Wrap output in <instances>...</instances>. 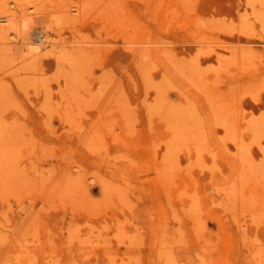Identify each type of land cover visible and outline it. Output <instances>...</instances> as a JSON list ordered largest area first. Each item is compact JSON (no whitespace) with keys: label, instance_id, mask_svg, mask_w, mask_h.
<instances>
[{"label":"rangeland","instance_id":"1","mask_svg":"<svg viewBox=\"0 0 264 264\" xmlns=\"http://www.w3.org/2000/svg\"><path fill=\"white\" fill-rule=\"evenodd\" d=\"M37 1L0 0V102L3 103H0V119L7 120H0V133H4L0 134V264H264V250H262V248L264 249V168L261 167H264V162L263 165L261 164L264 161V0H145L146 2H142V0H117L116 2H113L114 0H97L98 3H101H99L100 5L92 0H77L79 4L75 2L76 0H62V4L59 5L60 8L53 5L55 3L58 5V0L56 2L54 0ZM111 1L113 5L116 4L114 5L115 8L112 3L109 5L112 8H107L106 2L110 3ZM190 1L191 4L188 3ZM84 3H89V5L83 7ZM95 3L99 5H97L98 8L94 5ZM156 3L160 5H156ZM41 4L48 8L41 7ZM117 4L124 9L122 8V10ZM65 5L66 8L71 7L73 9L64 10L66 9ZM90 5L93 6L90 8ZM37 6L39 7L37 8ZM194 7L197 8L194 9ZM79 8H81L80 11ZM104 8L106 11L119 9L118 12L121 10L122 14L125 11L123 17L129 12L130 14L128 13L127 16L130 18L128 21L126 20L129 25L127 26V23L123 22L127 28L130 26V22L132 23L131 26L134 30L131 26L128 30L131 31V34H135L134 38L133 35L129 34L130 32L124 31L122 20H118L119 17L123 19L122 16L113 15L114 17H112V12L108 10L107 12H111L108 13V15L110 14L109 18L111 16L112 19L109 20L111 23L106 22L109 19L107 12L104 11L106 14L104 12L102 14L97 10L103 11ZM259 8L260 12L256 13ZM51 9L55 11L54 16L57 15L54 19ZM90 9L93 11L91 12ZM79 12L80 14H78ZM88 12L91 14L89 13V15ZM76 13L79 15L78 17ZM98 13L104 20H100L101 18L97 16ZM92 14L95 15L92 16ZM81 15H84L85 18H82ZM76 17L79 19L77 22L75 21ZM67 18L72 21L67 20ZM116 19L121 23L119 24ZM62 20L65 21L66 26H63ZM72 22L73 24H71ZM55 23L61 27L58 28L59 30ZM106 23L109 31L106 29ZM112 23L115 26L118 25V28ZM100 29L102 32L100 31V36H98L99 31L97 30ZM117 29L118 31L121 29V31L116 35ZM83 32L88 35L81 34ZM113 34L114 36H112ZM43 35L46 37L49 35V37L45 38ZM84 35L86 37L90 35V38L88 37L86 41ZM129 35L131 38L128 37ZM135 36L137 37L135 38ZM41 37H43L40 40L41 43H34L32 46V48H36V51L31 49L29 41ZM116 37L117 39H115ZM66 42L68 43L66 44ZM42 43V50L38 49L36 45H42ZM55 43L56 46L53 47L52 44L55 45ZM44 44L48 45L45 46ZM82 46L91 49H89V53L92 56L94 53L95 58L93 56V59L96 62L91 61L92 56L90 54L91 60L87 54L83 55L84 50L88 51L87 49L78 51V48L79 50L80 47L83 48ZM76 47L77 51L74 50ZM198 47L200 48L198 49ZM98 48L102 57L99 56ZM56 49L59 52L61 50L63 54H60ZM159 49L161 51L157 53ZM150 51H152V55ZM70 54L79 57L69 56ZM223 54L227 56L224 57ZM254 54L258 57H255ZM37 55L43 59H40L39 56L36 57ZM61 56L63 57L61 58ZM137 56L138 58H136ZM150 56L153 61L150 60ZM73 57L77 59V62L74 59L72 67ZM182 57L185 58V61ZM226 57L229 61L231 59V62H228ZM63 58L70 61L66 60L65 63ZM79 58H81V63ZM28 59H31V62ZM82 59L88 61L84 62ZM255 59L256 62H253L252 60L255 61ZM137 61L140 62L137 63ZM195 62L197 63L195 64ZM219 62L221 63L219 64ZM85 63L89 68L93 67L91 69H93L94 76L91 75V69L89 70ZM91 63L90 67L89 64ZM98 63L103 66H99ZM224 65L225 68H223ZM202 66L206 71H203ZM79 67H84V81L87 82L83 83V80H79L84 77L81 75L82 77L79 78L82 73L80 70H83ZM110 67L112 69L109 70H114V74L112 71L108 70L106 73L107 70H104ZM149 69L151 70L149 71ZM216 69L217 71L220 69L219 72L221 71V73H218ZM66 70H70V73L68 74ZM183 71L185 74L182 73ZM87 72L91 77L86 74ZM148 72H151L150 75ZM104 73L108 76H101ZM62 75L63 77H61ZM111 75L113 79L108 81L107 79ZM24 76H26L25 80H23ZM57 77H59V82ZM97 78L98 80L100 78L101 81H98ZM199 78L200 82L198 83L202 89L199 86L195 87L196 80ZM150 79H152V85L154 82V85L156 83L159 88L154 85L152 87ZM18 80L21 84L18 83ZM167 80H169L170 85L172 83L173 89L169 83L167 84ZM174 82H177L178 85ZM74 83L76 85L72 88ZM260 83L262 87L259 85ZM119 84L122 86H119L120 91L118 89ZM150 87L152 88L151 91ZM154 87L155 89H153ZM105 88L109 90L107 91ZM205 88L208 90L206 91ZM70 89L76 91L72 93L73 96L74 94L82 96H74V99L71 94L73 90L70 91ZM174 89L175 91H173ZM86 90L90 94H84L83 92ZM162 90V93L157 94ZM94 91L97 93L95 94ZM205 93H208L206 95L210 96L209 99ZM214 93L216 94L214 95ZM90 95L97 99L95 97L93 99V96L88 98ZM112 95L116 96L117 99ZM166 97L175 102L171 105ZM72 98L74 101L77 98L76 103ZM92 99L95 101L94 104ZM78 100L83 103L79 101L82 107L77 105L79 104ZM118 100L122 102L121 105L126 103L123 105L126 109L120 104V106L118 105ZM103 101H110L113 104L108 106L109 103ZM116 103L117 105H115ZM72 104L75 106L73 107ZM150 104L155 108L151 105L152 108ZM163 104L164 108H162ZM1 105L5 106L6 109ZM212 106L217 111L224 112L221 114ZM78 109L80 110L78 111ZM164 109L167 110L164 112ZM123 110L124 113L126 112L125 115H123ZM179 110L185 116H181ZM175 112H178L179 117L182 118L177 117L178 113ZM199 114L201 117H198ZM161 115L162 119H165L164 121L160 118ZM258 115H261L262 119ZM171 117L175 120H170ZM92 118L95 122L92 121ZM212 118L220 122H215ZM223 118L227 121L225 122ZM13 123L14 125H12ZM217 123L221 125L218 126ZM21 124L24 126V131L26 129L24 133ZM183 124L189 127L192 125L199 133V138H193L191 144L184 140L176 142L175 133ZM230 125L232 126L230 127L231 132H229ZM240 125L241 128H239ZM251 125H255L258 131L255 127L252 129ZM132 126L134 127L131 128ZM114 129L116 130L114 131ZM231 133H239L240 139H243L241 145L236 144V138L232 137ZM83 134L89 138L86 139ZM223 134L224 136H221ZM35 139L37 141L33 143ZM257 141L259 142L257 143ZM10 147L12 150H9ZM175 147L176 149H174ZM229 149L231 150L229 151ZM248 149L250 153H248ZM169 150L173 151L170 152ZM2 152L5 154L4 156ZM9 154L11 155L10 158H8ZM214 157L216 158L214 159ZM2 166L10 169L9 171L13 170V172L11 171L12 175L7 171L8 169L5 172ZM259 169H263V171ZM16 172L21 173L16 174ZM3 174L4 176H2ZM62 175H66V181ZM17 179H19V183ZM211 179L214 180L211 182ZM15 185H18L17 188ZM233 191L234 194H232ZM198 195H201V198L199 196L200 199ZM232 195H235L234 198ZM191 197H196L198 202ZM72 199L73 201H70ZM193 200L196 202L194 203ZM83 203L85 204L82 205ZM195 205L196 207H193ZM197 209L203 212L200 211L201 213L198 214L203 215L196 214L195 216L194 213L199 212ZM191 211L194 216L190 214ZM206 219L208 220L205 222ZM202 234L205 235V238ZM200 237L202 239H199Z\"/></svg>","mask_w":264,"mask_h":264},{"label":"bare ground","instance_id":"2","mask_svg":"<svg viewBox=\"0 0 264 264\" xmlns=\"http://www.w3.org/2000/svg\"><path fill=\"white\" fill-rule=\"evenodd\" d=\"M19 1H20V0H19ZM34 1H35V0H33V2H34ZM42 1L45 2L46 0H42ZM50 1H51V0H50ZM58 1H59V2H58ZM58 1H57V4H58V5H56V3L53 4V5L56 6V8H57V7L60 8L59 5H61V4H62L61 2H63L62 0H58ZM66 1H68V0H66ZM72 1H73V0H72ZM88 1H90V0H88ZM88 1H87V2H88ZM92 1H95L96 3H98L97 0H92ZM92 1H91V2H92ZM101 1H104V0H101ZM116 1H117V0H114L113 2H116ZM123 1H124V0H123ZM143 1L146 2L145 0H142V2H143ZM163 1H165V0H163ZM174 1H175V0H174ZM37 2H40V1L38 0ZM44 2H43V3H44ZM52 2H53V1H52ZM52 2H51V3H52ZM54 2H56V0H54ZM75 2H77V0H76ZM81 2H82V1H81ZM195 2H197V1H195ZM17 3H20V2L17 1ZM43 3H42V4H43ZM49 3H50V2H49ZM59 3H60V4H59ZM68 3H69V2H68ZM68 3H66V5H67ZM82 3H83V2H82ZM82 3H81V4H82ZM93 3H94V2H93ZM96 3H95L94 5L96 6V8H98V6H99L101 3L99 2L100 4H99V3H98L99 5L97 4L98 6L96 5ZM111 3H112V1H111L110 3H107V2H106V5L108 4V7H107V6H106V7H107V8L111 7V6H109V5H111ZM117 3H118V2H117ZM152 3H153V2H152ZM161 3H163V2H161ZM172 3H173V2H172ZM183 3H185V2L183 1ZM186 3H187V2H186ZM188 3L191 4V1L188 2ZM192 3H194V2H192ZM254 3H255V1H254ZM20 4L22 5V3H20ZM35 4H36V3H35ZM42 4H41V7H43V5H44V4H43V5H42ZM47 4H48V3H47ZM70 4H71V3H70ZM77 4H79V3L77 2ZM102 4H103V2H102ZM119 4L122 6V4H121L120 2H119ZM165 4H166V2H165ZM174 4H175V2H174ZM174 4H173V5H174ZM247 4L249 5V3H247ZM18 5H19V4H18ZM25 5H26V4H25ZM37 5H39V4L37 3ZM48 5H49V4H48ZM66 5L64 6L65 8H66ZM84 5H85V6H84ZM86 5H89V3H88V4H85V3H84V4H83V7H86ZM112 5H113V3H112ZM114 5H116V4H114ZM114 5H113V6H114ZM120 5L117 4V6L121 8ZM156 5H160V4H157V3H156ZM163 5H164V4H163ZM169 5H170V3H169ZM55 6H54V9H56ZM67 6H68V5H67ZM71 6H72V4H71ZM77 6H79V5H77ZM92 6H93V5H90V8H91ZM95 6H94V7H95ZM117 6H116V7H117ZM146 6H147V5H146ZM258 6H259V5H258ZM21 7H22V6H21ZM24 7H26V6H24ZM38 7H39V6H37V8H38ZM45 7L48 8L47 6H45ZM45 7H43V8H45ZM51 7H52V6H51ZM83 7H82V9H84ZM124 7H125V6H124ZM126 7H128V6H126ZM154 7H155V5H154ZM154 7H153V9H154ZM175 7H176V4H175ZM261 7H262V6H261ZM62 8H63V5H62ZM68 8H70V10L73 9V8L71 9V7H68ZM68 8H66V9H64V10L69 11ZM74 8H75V6H74ZM101 8H102V7H101ZM111 8H112V7H111ZM114 8H115V6H114ZM122 8H123V7H122ZM122 8H121V9H122ZM131 8H132V7H131ZM147 8H149V6H147ZM160 8H161V7H160ZM165 8H166V7H165ZM178 8H179V7H178ZM195 8H197V7H194V9H195ZM76 9H77V7H76ZM93 9H95V8H93ZM117 9H118V8H117ZM123 9H124V8H123ZM123 9H122V10H123ZM149 9H150V8H149ZM161 9H162V8H161ZM171 9H172V8H171ZM188 9H189V8H188ZM246 9H247V8H246ZM47 10H48V9H47ZM49 10H50V9H49ZM49 10H48V11H49ZM52 10H53V9H51V11H52ZM59 10H61V9H59ZM80 10H81V8H79V11H80ZM84 10L86 11V9H84ZM84 10H83V12H84ZM90 10H91V9H90ZM97 10H98L99 13L102 12V14H103V12L106 11V8H104L103 11H102L101 9H100L101 11H99V9H97ZM108 10H110V9H108ZM108 10H107V11H108ZM115 10H116V9H115ZM115 10H114V11H115ZM118 10H119V9H118ZM118 10H116V11L118 12ZM129 10H130V9H129ZM166 10H167V9H166ZM172 10H173V9H172ZM176 10L178 11V9H176ZM184 10H185V8H184ZM192 10H193V8H192ZM51 11L49 12V13H50V16H51ZM61 11H63V10H61ZM73 11H74V10H73ZM77 11H78V10H77ZM92 11H93V10H91V12H92ZM107 11H106V12H107ZM110 11L112 12V17H114V16H116V15H117L118 17H119V16H122V17H123V15H124V13H125V11H124V13L122 14V13H121V12H122L121 10L119 11L120 13H119V12L117 13V12L115 11V14H114V11H112V9H111ZM110 11H109V12H110ZM148 11H149V10H148ZM148 11H147V12H148ZM156 11H157V9H156ZM160 11H161V10H160ZM167 11H168V10H167ZM187 11H188V10H187ZM246 11H247V10H246ZM258 11L260 12V8H259V10H257L256 13H258ZM54 12H55V11L53 10L52 14H53ZM59 12H60V11H59ZM59 12H57V14H59ZM65 12H66V11H65ZM70 12H71V11H70ZM70 12H69V14H70ZM91 12H88V14H89V13L91 14ZM106 12H104V14H106ZM109 12H107V15H108ZM111 12H110V13H111ZM184 12H185V11H184ZM63 13H64V12H63ZM99 13H98L97 16L100 15ZM128 13H129V12H128ZM128 13H127V15L130 14V13H129V14H128ZM132 13H133V12H132ZM151 13H153V12H151ZM151 13H150V14H151ZM155 13H156V12H155ZM180 13H181V11H180ZM263 13H264V12H263ZM2 14H3V13H2ZM6 14H7V13H6ZM6 14H5V15H6ZM10 14H11V13H10ZM55 14H56V13H55ZM65 14H66V13H65ZM65 14H64V15H65ZM78 14H80V12H79ZM90 14H89V15H90ZM95 14H96V12H95ZM95 14H92V16H94ZM118 14H120V15H118ZM148 14H149V13H148ZM171 14H172V13H171ZM247 14H248V13H247ZM66 15H67V14H66ZM71 15H73V14H71ZM71 15L69 16L70 19H71ZM76 15H77V13H76ZM109 15H110V14H109ZM109 15H108V18H109ZM113 15H114V16H113ZM125 15H126V14H125ZM127 15H126L125 17H123V19L125 18V20H123L121 17H119L118 20H120V19L122 20V23H123L122 25H124V26H123V27H124V28H123L124 31L127 30V32H130L129 34H131V31L128 30V29H129V27L131 26L132 23L130 22V26H129L128 28L125 27L126 25H127V26L129 25V22H127V21H128V19H129L130 17H128ZM153 15H154V13H153ZM156 15H157V14H156ZM162 15H163V14H162ZM243 15H244V12H243ZM255 15H256V14H255ZM52 16H54V14H53ZM58 16H59V15H58ZM61 16H62V15H61ZM78 16H79V15H77V17H78ZM81 16H82V18H85V17H83L84 15H81ZM97 16H96V18H97ZM100 16H101V15H100ZM100 16H99V18H101L100 20H104V19H103L102 17H100ZM103 16H104V15H103ZM148 16H149V15H148ZM168 16H169V15H168ZM168 16H167V17H168ZM209 16H210V15H209ZM257 16H258V15H257ZM56 17H57V15L54 16L53 19L56 18ZM62 17H63V16H62ZM65 17H66V16H65ZM67 17H68V16H67ZM69 17H68V18H69ZM77 17L75 18V19H76V20H75L76 22L79 20V19H77ZM88 17H89V16H88ZM112 17L110 16L111 19H112ZM126 17H127V19H126ZM132 17H133V16H132ZM132 17H131V18H132ZM157 17H158V16H157ZM169 17H170V16H169ZM177 17H178V15H177ZM5 18H6V17H5ZM51 18H52V17H51ZM59 18H60V17H59ZM68 18H67V20L72 21V20H70V19H68ZM82 18H81V19H82ZM86 18H87V17H86ZM106 18H107V17H106ZM110 18H109L106 22H108L109 20L111 21ZM115 18H117V17H115ZM149 18H151V17H149ZM154 18H155V17H154ZM162 18H163V17H162ZM6 19H7V18H6ZM73 19H74V18H73ZM113 19H114V18H113ZM151 19H152V18H151ZM158 19H159V18H158ZM51 20H52V19H51ZM63 20H64V18H63ZM63 20H62V21H63ZM93 20H95V19H93ZM118 20L116 19V21H118ZM121 20H120V21H121ZM126 20H127V21H126ZM1 21H2V20H1ZM6 21H7V20H6ZM56 21H58V19H56ZM56 21L54 20V22H56ZM95 21H96V20H95ZM110 21H109V23H111ZM113 21H114V20H113ZM113 21H112V22H113ZM116 21H114V22H116ZM120 21H118L119 24L121 23ZM123 21H125L127 24L125 25V23H124ZM130 21H131V20H130ZM141 21H142V20H141ZM151 21H152V20H151ZM186 21H187V20H186ZM261 21H262V20H261ZM59 22H60V21H59ZM59 22H58V23H59ZM64 22H65V21H63V24H64L63 26H66V24H65ZM207 22H208V21H207ZM26 23H27V22H26ZM28 23H29V22H28ZM30 23H31V22H30ZM52 23H53V22H52ZM58 23H55L56 27H57ZM79 23H80V22H79ZM253 23H254V22H253ZM71 24H73V22H72ZM71 24H70V25H71ZM74 24H75V23H74ZM112 24H113V23H112ZM112 24H111V25H112ZM164 24H165V23H164ZM27 25H28V24H27ZM31 25H32V23H31ZM33 25H34V24H33ZM109 25H110V24H109ZM111 25H110V26H111ZM113 25H114V24H113ZM134 25H135V24H134ZM243 25H244V24H243ZM17 26L19 27L20 25H17ZM53 26H54V24H53ZM61 26H62V25H61ZM76 26H77V25H76ZM76 26H75V28H76ZM81 26H82V25H81ZM106 26H107V23H106ZM114 26H115V25H114ZM114 26L112 27V29L114 28ZM117 26H118V25H116L115 27H117ZM23 27H25V26H23ZM29 27H30V25H29ZM71 27H72V25H71ZM101 27L103 28V25H102ZM131 27H132V29H133V26H131ZM138 27H139V26H138ZM13 28H14V26H13ZM13 28H12V29H13ZM58 28L60 29L61 27L58 25L57 29H58ZM73 28H74V26H73ZM108 28H109V27L107 26L106 29L108 30ZM117 28H118V27H117ZM125 28H127V29H125ZM141 28H142V27H141ZM141 28H140V29H141ZM181 28H182V27H181ZM17 29H18V28H17ZM17 29H16V30H17ZM21 29H22V28H21ZM36 29H37V28H36ZM57 29H56V30H57ZM59 29H58V30H59ZM63 29H64V28H63ZM77 29H78V28H77ZM166 29H167V27H166ZM243 29H244V28H243ZM25 30H26V29H25ZM42 30H43V29H42ZM58 30H57V31H58ZM71 30H72V29H71ZM101 30H102V29L97 30V31H99L98 36H100L99 34H100V31H101ZM133 30H134V29H133ZM255 30H256V29H255ZM32 31H33V30H32ZM40 31H41V30H40ZM44 31H45V30H44ZM61 31H62V30H61ZM108 31H109V30H108ZM117 31H118V29H117ZM119 31H121V29H120ZM119 31H118L117 33H115V32H113V33H115V34L117 35V34L119 33ZM166 31H167V30H166ZM263 31H264V30H263ZM17 32H18V31H17ZM35 32H36V31H35ZM42 32H43V31H42ZM42 32H41V33H42ZM79 32H82V31L79 30ZM101 32H102V31H101ZM127 32H126V33H127ZM255 32H256V31H255ZM14 33H15V32H14ZM26 33H27V32H26ZM44 33H45V32H44ZM44 33H43V34H44ZM108 33H109V32H108ZM111 33H112V32H111ZM120 33H121V32H120ZM135 33H136V32H135ZM258 33H259V32H258ZM34 34H35V33H34ZM45 34H46V33H45ZM81 34H86V35H88L87 33H84V32L81 33ZM81 34H80V35H81ZM96 34H97V32H96ZM255 34H256V33H255ZM22 35H23V34H22ZM49 35H50V34H49ZM49 35H48V37H49ZM120 35H121V34H120ZM131 35H133V38H134V35H135V34L133 33V34H131ZM43 36H44V35H43ZM81 36H82V35H81ZM81 36H80V37H81ZM89 36H90V35H89ZM89 36L86 37V36L84 35V37H86V38H85L86 41L88 40L87 38H88ZM112 36H114V34H113ZM118 36H119V35H118ZM144 36H145V35H144ZM44 37H45V38H48V37H46V36H44ZM59 37H60V36H59ZM67 37H68V36H67ZM73 37H74V36H73ZM128 37H130V35H129ZM136 37H137V36H135V38H136ZM151 37H152V36H151ZM33 38H34V37H33ZM35 38H36V37H35ZM42 38H43V37H41V38H37V39H35V40H31V41H29V44L31 45V49H34V50H35L36 48H32V46L34 45V43H35V44L41 43L40 40H42ZM65 38H66V37H65ZM75 38H76V37H75ZM77 38H78V37H77ZM89 38H90V37H89ZM91 38H93V37H91ZM101 38H102V37H101ZM112 38H113V37H112ZM123 38H124V37H123ZM130 38H131V37H130ZM133 38H132V39H133ZM54 39H55V38H54ZM81 39H82V38H81ZM83 39H84V38H83ZM96 39H97V38H96ZM96 39H95V40H96ZM104 39H106V38H104ZM115 39H117V37H116ZM118 39H119V38H118ZM124 39H125V38H124ZM137 39H138V38H137ZM146 39H147V34H146ZM44 40H45V39H44ZM48 40H50V39H48ZM75 40H76V39H75ZM91 40H94V39H91ZM100 40H101V39H100ZM127 40H130V39H127ZM133 40H134V39H133ZM142 40H143V39H142ZM151 40H152V39H151ZM55 41H57V40L55 39ZM78 41H79V40H78ZM84 41H85V40H84ZM86 41H85V42H86ZM96 41H97V40H96ZM130 41H132V40H130ZM134 41H135V40H134ZM147 41H148V40H147ZM155 41H156V40H155ZM26 42H28V41H26ZM48 43H49V42H48ZM50 43H51V41H50ZM67 43H68V42H66V44H67ZM79 43H80V42H79ZM90 43H91V41H90ZM90 43H89V44H90ZM129 43H130V42H129ZM141 43H143V42H141ZM144 43H145V42H144ZM199 43H200V41H199ZM201 43H202V42H201ZM29 44H28V45H29ZM59 44H60V43H59ZM59 44H58V45H59ZM66 44H65V45H66ZM76 44H77V43H76ZM93 44H94V43H93ZM96 44H97V43H96ZM98 44L100 45L101 43H98ZM114 44H115V43H114ZM130 44H131V43H130ZM130 44H129V46L131 47ZM146 44H147V43H146ZM146 44H145V45H146ZM151 44H152V43H151ZM44 45H45V44H44ZM47 45H48V44H47ZM47 45H45V46H47ZM62 45H63V44H62ZM70 45H71V44H70ZM79 45H81V43H80ZM86 45L88 46V44H86ZM107 45H108V44H107ZM132 45H134V44L132 43ZM145 45H144V46H145ZM157 45H163V44H157ZM212 45H213V44H212ZM45 46H44V47H45ZM52 46H53V47L56 46V43H55V45L52 44ZM52 46H51V47H52ZM76 46H78V45H76ZM94 46H95V45H94ZM101 46H102V45H101ZM139 46H141V45H139ZM36 47H37L38 49H41V50H42V48H43V43H42V45H40V44H39V45H36ZM62 47H63V46H62ZM64 47H65V46H64ZM78 47H79V46H78ZM82 47H83V46H82ZM89 47H90V46H89ZM97 47H98V46H97ZM99 47H100V46H99ZM141 47H142V46H141ZM156 47H157V46H156ZM159 47H160V46H159ZM201 47H202V46H201ZM46 48H47V47H46ZM60 48H61V46H60ZM60 48H57V49L59 50ZM95 48H96V47H95ZM102 48H103V46H102ZM199 48H200V47H198V49H199ZM214 48H215V47H214ZM57 49H56V50H57ZM67 49H68V48H67ZM75 49H76V50H75ZM81 49H87V50H88V51H85V50H84L85 53H84L83 55L87 54L88 57H89L90 60H91V57H90V56H92V54L89 53V52H90V51H89L90 48L88 49V48H86V46H84L83 48L80 47V50H79V48H78V51L81 52ZM154 49H156V48H154ZM210 49H211V48H210ZM234 49H235V48H234ZM46 50H47L48 53H50V52L48 51V49H46ZM46 50H45V52H46ZM58 50H57V51H58ZM68 50H69V49H68ZM74 50L77 51V47L74 48ZM90 50H91V49H90ZM96 50H97V49H96ZM98 50H99V54H100V49L98 48ZM98 50H97V53H98ZM110 50H111V49H110ZM135 50H136V49H135ZM140 50H141V49H140ZM143 50H144V49H143ZM146 50H147V49H146ZM150 50H151V49H150ZM164 50H165V49H164ZM215 50H216V49H215ZM35 51H36V50H35ZM37 51H38V50H37ZM52 51H53V50H52ZM130 51H131V50H130ZM148 51H149V50H148ZM155 51H156V50H155ZM158 51H159V52H157V53H160L161 49H159ZM199 51H200V50H199ZM201 51H202V49H201ZM236 51H237V50H236ZM236 51H235V52H236ZM47 52H46V53H47ZM58 52H59V51H58ZM82 52H83V51H82ZM87 52H88V53H87ZM111 52H112V50H111ZM133 52H134V51H133ZM139 52L141 53V51H139ZM143 52H144V51H143ZM146 52H147V51H146ZM146 52H145V53H146ZM151 52H152V51H150V53H151ZM162 52H163V50H162ZM162 52H161V53H162ZM202 52H203V51H202ZM35 53H36V52H35ZM46 53H45V55H47ZM59 53H60V54H63V52H62L61 50H60ZM66 53H67V52H66ZM70 53H72V52H70ZM101 53H102V52H101ZM107 53H108V52H107ZM107 53H106V54H107ZM135 53H136V52H135ZM145 53H144V54H145ZM197 53H198V52H197ZM209 53H210V52H209ZM216 53H217V51H216ZM244 53L246 54V52H244ZM255 53H256V51H255ZM42 54H43V53H42ZM42 54H41V55H42ZM60 54H59V55H60ZM67 54H68V53H67ZM80 54H82V53H80ZM89 54H90V56H89ZM147 54H148V53H147ZM162 54H163V53H162ZM205 54H206V53H205ZM217 54H218V53H217ZM219 54H220V53H219ZM73 55H74V54H73ZM73 55L70 54L69 56H73ZM83 55H81V56H83ZM96 55H97V54H96ZM145 55H146V54H145ZM151 55H152V53H151ZM163 55H164V54H163ZM246 55H247V54H246ZM38 56H39V55H37L36 57H38ZM57 56H58V55H57ZM74 56H75V55H74ZM93 56H94V53H93ZM93 56H92V60H91V61L96 62V61H94ZM99 56H101V54H100ZM99 56H98V57L96 56V57L99 58V59H101ZM134 56H135V54H134ZM170 56H171V55H170ZM173 56H174V55H173ZM197 56H198V55H197ZM221 56H222V55H221ZM223 56H224V54H223ZM225 56H227V55L225 54ZM225 56H224V57H225ZM231 56H232V55H231ZM252 56H253V55H252ZM252 56H251V57H252ZM254 56H255V54H254ZM254 56H253V57H254ZM36 57H35V58H36ZM41 57H43V56H41ZM45 57H46V56H45ZM62 57H63V56H61V58H62ZM65 57H67V56H65ZM75 57L78 58L79 56H75ZM75 57H73V59H72V62H71L72 64L70 63V64L72 65V67H73V60L75 59ZM83 57H84V56H83ZM83 57H82V58H83ZM101 57H102V56H101ZM143 57H144V55H143ZM150 57H151V56H150ZM189 57H190V56H189ZM193 57H194V56H193ZM245 57H248V56H245ZM255 57H258V56H255ZM255 57H254V58H255ZM39 58H40V56H39ZM54 58H55V57H54ZM59 58H60V57H59ZM86 58H87V57H86ZM89 58H88V60H89ZM94 58H95V56H94ZM136 58H138V56H137ZM169 58H170V57H169ZM178 58H179V57H178ZM182 58H183V57H182ZM197 58H198V57H197ZM197 58H196V59H197ZM228 58H230V57H228ZM21 59H22V58H21ZM26 59H27V57H26ZM40 59H43V58H40ZM63 59H65V58H63ZM79 59H80V61H79ZM79 59H78V61L81 63V58H79ZM103 59H106V58L103 57ZM103 59H102V60H103ZM143 59H144V58H143ZM159 59H160V58H159ZM226 59H227V57H226ZM251 59H252V58H251ZM259 59H260V58H259ZM28 60H30V62H31V59H28ZM33 60H34V58H33ZM59 60H60V59H59ZM66 60H67V59H65V61H63V60H62V61L66 63ZM88 60H87V61H88ZM136 60H138V59H136ZM141 60H142V59H141ZM150 60H152V57L150 58ZM183 60L185 61V58H183ZM227 60H228V62H231V59H230V61H229V59H227ZM260 60H261V59H260ZM6 61H7V60H6ZM16 61H17V58H16ZM19 61H21V60H19ZM67 61H70V60L68 59ZM74 61L77 62V59H75ZM82 61L85 62L86 59H82ZM87 61H86V62H87ZM97 61H99V60L97 59ZM103 61H104V60H103ZM147 61H148V59H147ZM152 61H153V60H152ZM250 61H251V60H250ZM252 61H253V62H256V59H255V61H254V60H252ZM63 62H62V63H63ZM76 62H75V63H76ZM138 62H140V61H137V63H138ZM145 62H146V61H145ZM150 62H151V61H150ZM172 62H173V61H172ZM243 62L245 63L244 60H243ZM261 62H262V61H261ZM28 63H29V62H28ZM60 63H61V61H60ZM88 63H90V62H88ZM101 63H102V62H101ZM101 63H100V64L98 63V65L102 67L103 65H101ZM175 63H176V60H175ZM196 63H197V62H195V64H196ZM198 63H199V62H198ZM220 63H221V62H219V64H220ZM222 63H223V62H222ZM236 63L238 64V62H236ZM0 64H1V63H0ZM22 64H23V63H22ZM22 64H20V65H22ZM24 64H26V63H24ZM58 64H59V63H58ZM78 64H79V63H78ZM82 64H83V62H82ZM82 64H81V65H82ZM94 64H95V63H94ZM147 64H148V63H147ZM150 64H151V63H150ZM182 64H183V63H182ZM182 64H181V65H182ZM186 64H187V62H186ZM193 64H194V63H193ZM200 64H201V63H200ZM255 64H256V63H255ZM20 65H19V66H20ZM35 65H36V64H35ZM76 65H77V63H76ZM91 65H92V63L89 64L90 67H91ZM96 65H97V64H96ZM142 65H143V64H142ZM201 65H202V64H201ZM214 65H215V64H214ZM221 65H222V64H221ZM257 65H258V64H257ZM23 66H24V65H23ZM29 66H30V65L28 64V67H29ZM41 66H42V64H41ZM63 66H64V65H63ZM63 66H62V67H63ZM69 66H70V65H69ZM74 66H75V65H74ZM77 66H78V65H77ZM82 66H83V65H82ZM85 66L88 67L87 63H85ZM178 66H179V65H178ZM183 66H185V64H183ZM195 66H196V65H195ZM20 67H21V66H20ZM33 67H34V65H33ZM36 67H37V65H36ZM70 67H71V66H70ZM87 67H86V70H87ZM142 67H143V66H142ZM150 67H151V66H150ZM179 67H180V66H179ZM227 67H228V66H227ZM34 68H35V67H34ZM58 68H59V67H58ZM60 68H61V66H60ZM74 68H75V67H74ZM83 68H84V67H83ZM83 68L79 67V69H83ZM91 68H93V67H91ZM91 68L88 67L89 70H90ZM143 68H144V67H143ZM147 68H148V67H147ZM181 68H182V66H181ZM191 68H192V66H191ZM202 68H203V66H202ZM211 68H212V67H211ZM211 68H210V70H211ZM215 68H218V67H215ZM221 68H222V67H221ZM223 68H225V65H224ZM36 69H37V68H36ZM77 69H78V67H77ZM109 69H112V68L110 67V68H108V69H104V70H107L106 73H108V70H109ZM113 69H114V68H113ZM140 69H141V68H140ZM151 69H152V68H151ZM151 69H149V71H150ZM183 69H184V68H183ZM205 69H206V68H205ZM207 69H208V68H207ZM54 70H55V69H54ZM59 70H60V69H59ZM59 70H58V71H59ZM61 70H62V69H61ZM64 70H65V69H64ZM89 70H88V71H89ZM144 70H145V69H144ZM167 70H168V69H167ZM167 70H165V71H167ZM190 70H191V69H190ZM198 70H199V69H198ZM200 70H202V69H200ZM219 70H220V69H219ZM219 70L217 71V69H216V71H217L218 73H221V71L219 72ZM222 70H223V69H222ZM66 71H67V70H66ZM69 71H70V70H69ZM69 71H67L68 74L70 73ZM75 71H77V70H75ZM80 71H82L83 74H82V73L80 74L79 71H78V73L80 74L79 78L82 77V76H84V69H83V70H80ZM109 71H112V70H109ZM113 71H114V70H113ZM113 71H112V72H113ZM178 71H180V69H178ZM203 71H206V70H204V68H203ZM228 71H229V70H228ZM25 72H26V71H25ZM33 72H34V71H33ZM60 72H61V71H60ZM89 72H90V71H89ZM92 72H93V69H91V72H90L91 75L94 74V73H92ZM102 72H103V71H102ZM112 72H111V74H112ZM146 72H147V71H146ZM173 72H174V71H173ZM173 72H172V73H173ZM9 73H10V72H9ZM20 73H21V72H20ZM36 73H37V72H36ZM56 73H57V72H56ZM71 73H72V72H71ZM75 73H76V72H75ZM106 73L101 74V76H102V75H103V77H104V76H108V75H106ZM114 73H115V72H113V74H114ZM148 73H149V72H148ZM150 73H151V72H150ZM150 73H149L148 75H150ZM174 73H175V72H174ZM179 73H180V72H179ZM182 73L185 74V71H183ZM182 73H180V74L183 75ZM190 73H191V71H190ZM60 74H61V73H60ZM63 74H64V72H63ZM76 74H77V73H76ZM86 74H89V73L87 72ZM169 74H170V73H169ZM177 74H178V72H177ZM65 75H66V74H65ZM77 75H78V74H77ZM77 75H76V76H77ZM81 75H82V76H81ZM89 75H90V74H89ZM91 75H90V77H91ZM116 75H117V74H115V76H116ZM143 75H144V74H143ZM191 75H194V74H191ZM68 76H69V75H68ZM71 76H72V75H71ZM86 76H87V75H86ZM93 76H94V75H93ZM93 76H92V77H93ZM95 76H96V75H95ZM101 76H100V77H101ZM113 76H114V75H113ZM151 76H153V75H151ZM173 76H174V75H173ZM179 76H180V75H179ZM195 76H196V74H195ZM17 77H18V76H17ZM19 77H20V76H19ZM25 77H26V76H24V79H23V78H22V79L25 80ZM30 77H31V76H30ZM61 77H63V75H62ZM65 77H66V76H65ZM88 77H89V76H88ZM96 77H97V76H96ZM96 77H95V78H96ZM103 77H101V79H102ZM116 77H117V76H116ZM143 77H144V76H143ZM148 77H149V76H148ZM148 77H147V78H148ZM58 78H59V77H57V80H58ZM84 78H85V76H84L82 79H79V80H80V81L83 80V83H84V82H87V81H84ZM111 78H112V75H111V77L109 76V79H107V80L109 81ZM154 78H155V77H154ZM177 78H178V77H177ZM188 78H189V77H188ZM188 78H187V79H188ZM17 79H19V78H17ZM26 79L28 80V77H27ZM60 79H61V78H60ZM103 79H104V78H103ZM112 79H113V78H112ZM114 79H115V78H114ZM144 79H145V78H144ZM167 79H168V78H167ZM189 79H190V78H189ZM189 79H188V80H189ZM191 79H193V78H191ZM196 79H198V78H196ZM34 80H35V79H34ZM66 80H67V79H66ZM79 80H78V81H79ZM97 80H98V78H97ZM99 80H100V78H99ZM99 80H98V81H99ZM20 81H21V79H20ZM59 81H60V80H58V82H59ZM69 81H71V80H69ZM94 81H95V80H94ZM100 81H101V80H100ZM102 81H103V80H102ZM104 81H106V79H104ZM108 81H107V83H109ZM148 81H149V80H148ZM148 81H147V83H149ZM150 81H151L150 84L152 85V79H150ZM159 81H160V80H159ZM196 81H197V84H199L198 82H200V78H199V80H196ZM196 81H195V82H196ZM28 82H29V81H28ZM35 82H36V81H35ZM71 82H72V81H71ZM91 82H92V81H91ZM181 82H183V81H181ZM193 82H194V81H193ZM15 83H16V82H15ZM18 83L21 84V82H19V80H18ZM31 83H33V82H31ZM66 83L69 84L68 82H66ZM107 83H106V84H107ZM120 83H121V82H120ZM168 83H169V86H170V87L173 86L172 83H171V85H170L169 80H167V84H168ZM174 83L177 84V82H174ZM24 84H25V83H24ZM71 84H73V82H72ZM101 84H103V83H101ZM101 84H100V85H101ZM123 84H124V83H123ZM150 84H149V85H150ZM193 84H194V83H193ZM197 84H196V86H195V85H193V86H195V87H198V86H199V88L202 89V87H200V84H199V85H197ZM201 84H202V83H201ZM255 84H256V83H255ZM35 85H36V84H35ZM75 85H76L75 83H74V86L71 85V86H73L72 88H74ZM83 85H84V84H83ZM85 85L87 86V84H85ZM149 85H148V86H149ZM153 85H154V82H153ZM153 85H152V87H153ZM163 85H164V84H163ZM177 85H178V84H177ZM215 85H216V84H215ZM257 85H258V84H257ZM259 85H261V83H260ZM259 85H258V86H259ZM1 86H2V85H1ZM17 86H18V85H17ZM71 86H70V87H71ZM86 86H85V87H86ZM103 86H104V85H103ZM108 86H110V84H108ZM119 86H120V84L118 85V89H119L120 87H122V86H120V87H119ZM154 86H155V87H158V85H156V83H155ZM166 86H167V85H166ZM169 86H167V87H169ZM251 86H252V85H251ZM263 86H264V85H263ZM26 87H27V86H26ZM85 87H84V88H85ZM155 87H154L153 89H155ZM163 87H164V86H163ZM176 87H178V86H176ZM259 87H260V86H259ZM261 87H262V85H261ZM28 88H30V87H28ZM28 88H27V89H28ZM65 88H66V87H65ZM109 88H111V87H109ZM148 88H149V87H148ZM150 88H151V87H150ZM158 88H159V87H158ZM158 88H156L157 91H158ZM171 88H172V87H171ZM263 88H264V87H263ZM6 89L11 90L10 88H6ZM85 89H87V88H85ZM98 89H99V88H98ZM103 89H104V88H103ZM105 89H106V88H105ZM118 89L116 88V90H118ZM121 89H122V88H121ZM172 89H173V88H172ZM197 89H198V88H197ZM205 89H206V88H205ZM257 89H258V88H257ZM72 90H73V91H72ZM80 90H81V89H80ZM82 90H83V89H82ZM96 90H97V89H96ZM96 90H95V91H96ZM106 90H107V89H106ZM108 90H109V89H108ZM108 90H107V91H108ZM151 90H152V88L150 89V91H151ZM198 90H199V89H198ZM207 90H208V89H206V91H207ZM27 91H29V90H27ZM57 91L59 92V90H57ZM70 91H72L71 94L74 93V92H76L75 89H70ZM70 91H69V92H70ZM88 91H89V90H88ZM90 91H92V90H90ZM90 91H89V92H90ZM95 91H94V93H95ZM107 91H106V92H107ZM119 91H120V89H119ZM167 91H168V90H167ZM173 91H175V89H174ZM173 91H172V92H173ZM203 91H205V90H203ZM210 91L212 92L211 89H210ZM214 91H215V90H214ZM3 92H4V91H3ZM8 92H9V91H8ZM92 92H93V91H92ZM92 92H91V93H92ZM162 92H163V90H162L161 92H157V94H160V93H162ZM169 92H171V91H169ZM169 92H168V93H169ZM182 92H184V91H182ZM211 92H210V93H211ZM228 92H229V91H228ZM240 92H241V91H240ZM0 93H1V92H0ZM56 93H57V92H56ZM80 93H81V91H80ZM83 93H84V94H85V93L87 94L88 92H87V90H86V92H83ZM96 93H97V92H96ZM96 93H95V94H96ZM208 93H209V91H208ZM208 93H205V95L208 94ZM212 93H213V92H212ZM216 93H217V92H216ZM216 93H214V95H215ZM60 94H61V93H60ZM88 94H90V93H88ZM116 94H117V91H116ZM241 94H242V93H241ZM1 95H4V94H1ZM9 95H10V92H9ZM77 95H78V94H74V96H77ZM210 95H211V94H210ZM214 95H213V96H214ZM66 96H67V95H66ZM72 96H73V94H72ZM74 96H73V98H74ZM78 96L81 97L82 95H78ZM84 96H85V95H84ZM92 96H93V95H90V97H88V98H91ZM109 96L111 97V95H109ZM112 96H113L114 98L116 97V96H114V95H112ZM118 96H119V94H118ZM160 96H162V95H160ZM166 96H167V95H166ZM206 96L208 97V95H206ZM255 96H256V94H255ZM0 97H1V96H0ZM63 97H64V95H63ZM79 97H77V98H79ZM86 97H87V96H86ZM94 97H95V96H93L92 98L94 99ZM120 97H121V96H120ZM122 97L124 98V96H122ZM170 97H171V96H170ZM209 97H210V96H209ZM209 97H208V99H209ZM73 98H72V99H73ZM77 98H76V100H77ZM95 98H96V97H95ZM111 98H112V97H111ZM114 98H113V99H114ZM146 98H147V97H146ZM155 98H157V97H155ZM166 98H168V97H166ZM187 98H188V97H187ZM217 98H218V96H217ZM0 99H1V98H0ZM60 99H62V98H60ZM74 99H75V98H74ZM74 99H73V101H74ZM79 99H80L81 101L83 100L82 98H79ZM93 99H92V103L94 104L95 101H93ZM96 99H97V98H96ZM109 99H110V98H109ZM116 99H117V97H116ZM119 99H120V98H119ZM124 99H125V98H124ZM157 99H158V98H157ZM157 99H156V100H157ZM233 99H234V98H233ZM233 99H232V100H233ZM255 99H256V98H255ZM255 99H254V100H255ZM64 100H65V98H64ZM76 100L74 101L75 103H76ZM80 100H78V102H79ZM120 100H122V99H120ZM164 100H165V99H164ZM219 100H221V99H219ZM219 100H218V101H219ZM234 100H235V99H234ZM49 101H50V100H49ZM56 101H57V100H56ZM81 101H80V102H81ZM83 101H84V100H83ZM111 101H112V99H111ZM116 101H117V100H116ZM146 101H147V99H146ZM157 101H159V100H157ZM168 101H170L169 98H168ZM178 101H180V100L178 99ZM190 101H192V100L190 99ZM209 101H210V100H209ZM209 101H208V102H209ZM212 101H214V100L212 99ZM218 101H217V102H218ZM256 101H257V99H256ZM80 102H79V104H77V105H78V106L80 105V107H82L81 104H80ZM85 102H86V101H85ZM103 102H106V101H103ZM118 102H119V100H118ZM123 102H125V101L123 100ZM151 102H152V101H151ZM162 102H163V101H162ZM162 102H159V103H162ZM170 102H171L170 104L172 105L173 102H175V101L172 100V101H170ZM194 102H195V101H194ZM0 103H1V102H0ZM64 103H66V102H64ZM67 103H68V102H67ZM81 103H82V102H81ZM86 103H87V102H86ZM88 103H89V102H88ZM96 103H97V101H96ZM106 103H109L108 106H110V104H113V102H110V101H109V102H106ZM120 103H122V102H119L118 105H119ZM163 103H164V102H163ZM177 103H178V102H177ZM215 103H216V102H215ZM215 103H214V104H215ZM1 104H3V103H1ZM68 104H69V103H68ZM82 104H83V103H82ZM90 104H91V103H90ZM98 104H99V103H98ZM101 104H102V103H101ZM124 104L126 105V103H123L122 105H121V104H120V105H121L122 107H124V106H123ZM146 104L148 105V103H146ZM146 104H145V105H146ZM188 104H189V103H188ZM188 104H187V105H188ZM190 104L192 105V103H190ZM195 104H196V103H195ZM210 104H212V103H210ZM214 104H212V105H214ZM217 104H218V103H217ZM220 104H221V103H220ZM57 105H58V104H57ZM63 105H64V104H63ZM72 105H73V104H72ZM91 105H92V104H91ZM115 105H117V103H116ZM120 105H119V106H120ZM151 105H152V104H150V106H151ZM154 105H155V104H154ZM177 105H178V104H177ZM233 105H234V104H233ZM1 106H3V105H1ZM61 106H62V105H61ZM61 106H60V108H61ZM74 106H75V105H73V107H74ZM96 106L98 107V105H96ZM101 106H102V105H101ZM106 106H107V105H106ZM113 106H114V105H113ZM113 106H111V107H113ZM150 106H149V107H150ZM152 106H153V105H152ZM152 106H151V107H152ZM3 107L5 108V106H3ZM57 107H58V106H57ZM70 107H71V106H70ZM83 107H84V105H83ZM87 107H90V106H87ZM97 107H96V108H97ZM151 107H150V108H151ZM153 107L155 108V106H153ZM153 107H152V108H153ZM183 107H186V106H183ZM51 108H52V107H51ZM65 108H66V107H65ZM93 108H95V107L93 106ZM93 108H92V109H93ZM124 108H125V107H124ZM150 108H149V111H151ZM162 108H164V104H163V107H162ZM162 108H161V109H162ZM171 108H172V107H171ZM175 108H176V107H175ZM212 108H213V106H212ZM214 108H215V107H214ZM214 108H213V109H214ZM221 108H223V107H221ZM221 108H220V109H221ZM5 109H6V108H5ZM66 109H67V108H66ZM82 109H86V108H82ZM103 109H104V108H103ZM106 109H107V108H106ZM125 109H126V108H125ZM128 109H129V108H128ZM161 109H160V110H161ZM178 109H179V108H178ZM180 109H181V107H180ZM182 109H184V108H182ZM9 110H10V109H9ZM53 110H54V108H53ZM79 110H80V109H78V111H79ZM156 110H157V109H156ZM165 110H167V109H164V112H165ZM172 110H173V109H172ZM172 110H171V111H172ZM188 110H189V109H188ZM191 110H192V109H191ZM197 110H198V109H197ZM215 110H216V108H215ZM4 111H5V110H4ZM50 111L52 112L51 109H50ZM70 111H71V110H70ZM102 111H103V110H102ZM149 111H147V112H149ZM162 111H163V110H162ZM173 111H174V110H173ZM175 111H176V110H175ZM179 111H180V110H179ZM194 111H195V110H194ZM216 111H217V110H216ZM216 111H215V112H216ZM221 111H223V110H221ZM6 112H7V111H6ZM6 112H5V113H6ZM71 112H72V111H71ZM76 112H77V111H76ZM84 112H86V111L84 110ZM103 112L106 113V111H103ZM154 112H155V111H154ZM184 112H185V110H184ZM189 112H190V111H189ZM189 112H188V113H189ZM196 112H197V111H196ZM217 112H220V110L217 111ZM223 112H224V111H223ZM223 112H222V113H223ZM81 113H82V112H81ZM123 113H124V110H123ZM123 113H122V114H123ZM125 113H126V112H125ZM125 113H124L123 115H125ZM175 113H176V112H175ZM177 113H178V112H177ZM177 113H176V114H177ZM180 113H181V111H180ZM192 113H193V112H192ZM220 113H221V112H220ZM222 113H221V114H222ZM1 114H2V113H1ZM67 114H69V113L67 112ZM67 114H66V115H67ZM70 114H71V113H70ZM100 114H101V113H100ZM102 114H103V113H102ZM102 114H101V115H102ZM107 114H109V113H107ZM129 114H130V112H129ZM149 114H150V112H149ZM155 114H157V112H155ZM165 114H166V113H165ZM176 114H175V115H176ZM189 114H190V113H189ZM195 114H196V113H195ZM204 114H205V113H204ZM254 114H255V113H254ZM260 114H261V113H260ZM3 115H4V114H3ZM63 115H64V114H63ZM74 115H75V113H74ZM79 115H80V114H79ZM82 115H84V114H82ZM96 115H97V114H96ZM109 115H111V114H109ZM158 115H159V113H158ZM182 115L185 116V114H182V113H181V116H182ZM209 115H210V114H209ZM67 116H68V115H67ZM67 116H65V117L67 118ZM98 116H99V115H98ZM159 116H160V115H159ZM166 116H167V115H166ZM166 116H165V117H166ZM171 116L173 117L172 112H171ZM181 116L179 117V113L177 114V117L182 118ZM194 116H195V115H194ZM194 116H193V117H194ZM199 116L201 117L200 114L198 115V117H199ZM206 116H208V115H206ZM217 116H218V115H217ZM255 116H256V115H255ZM258 116H259V115H258ZM260 116H261V115H260ZM260 116H259V118H261ZM0 117H1V116H0ZM68 117H69V116H68ZM95 117H96V116H95ZM172 117L170 118V120L172 119ZM191 117H192V116H191ZM198 117H197V119H198ZM203 117H204V116H203ZM203 117H202V119H203ZM233 117H234V116H233ZM76 118H77V117H76ZM80 118H81V117H80ZM100 118H101V117H100ZM160 118L162 119V115H161ZM163 118H164V116H163ZM167 118H168V117H167ZM179 118H178V119H179ZM220 118H221V117H220ZM229 118H230V117H229ZM255 118H257V117H255ZM2 119H3V118H1L0 120H2ZM5 119H6V118H5ZM14 119L16 120V118H14ZM92 119H93V118H92ZM149 119H151V118L149 117ZM183 119H185V117H183ZM186 119H188V118L186 117ZM197 119H196V120H197ZM199 119H200V118H199ZM212 119H213V118H212ZM223 119H224V118H223ZM230 119H231V118H230ZM261 119H262V118H261ZM151 120H152V119H151ZM162 120L164 121L165 119H162ZM172 120H175V118L172 119ZM206 120H207V119H206ZM213 120H214V119H213ZM219 120H221V119H219ZM224 120H225V119H224ZM252 120H253V119H252ZM3 121H7V120H4V119H3ZM65 121H66V120H65ZM67 121H68V120H67ZM78 121H79V120H78ZM78 121H76V122H78ZM92 121H94V119H93ZM96 121H97V120H96ZM99 121H100V120H99ZM166 121H167V120H166ZM186 121H187V120H186ZM197 121H198V120H197ZM197 121H196V123H197ZM202 121H203V120H202ZM211 121H212V120H211ZM214 121H215V120H214ZM226 121H227V120H225V122H226ZM260 121H261V120H260ZM262 121H263V120H262ZM94 122H95V121H94ZM212 122H213V121H212ZM212 122H211V123H212ZM215 122H218V120H216ZM219 122H220V121H219ZM219 122H218V123H219ZM236 122H237V121H236ZM238 122H239V121H238ZM17 123L20 124L19 122H17ZM91 123H92V122H91ZM113 123H114V122H113ZM150 123H151V121H150ZM167 123H168V122H167ZM175 123H177V122H175ZM218 123H217V124H218ZM227 123H228V122H227ZM227 123H225V124L227 125ZM231 123H232V122H231ZM239 123H240V122H239ZM252 123H253V121H252ZM263 123H264V122H263ZM3 124H4V123H3ZM8 124H10V123H8ZM15 124H16V123H15ZM79 124H80V122H79ZM101 124H102V123H101ZM103 124H106V123H103ZM111 124H112V123H111ZM168 124H169V123H168ZM170 124H171V121H170ZM202 124H203V123H202ZM212 124H213V123H212ZM222 124H224V123H222ZM237 124H238V123H237ZM254 124H255V123H254ZM12 125H14V123H13ZM21 125H22V124H21ZM25 125H26V124H25ZM91 125H93V123H92ZM114 125H115V124H114ZM114 125H113V127H114ZM203 125H204V124H203ZM220 125H221V124H220ZM220 125L218 124V126H220ZM231 125H232V124H231ZM231 125L229 126V130H230L229 132H231L230 127L233 126V125H232V126H231ZM235 125H236V124H235ZM252 125H253V124H252ZM252 125H251V126H252ZM259 125H260V124H259ZM263 125H264V124H263ZM111 126H112V125H111ZM111 126H110V127H111ZM172 126H173V125H172ZM178 126H179V125H177V127H178ZM195 126H196V125H195ZM218 126H217V127H218ZM3 127H4V126H3ZM23 127H24V126L22 125V128H23ZM133 127H134V126H132L131 128H133ZM153 127H154V126H153ZM254 127H255V129H256V126H255V125L252 126V129H253ZM7 128H9V127L7 126ZM25 128H26V127H25ZM28 128H29V127H28ZM28 128H27V130H28ZM169 128H170V127H169ZM178 128H179V127H178ZM203 128H204V127H203ZM236 128H237V127H236ZM239 128H241V125L239 126ZM4 129H5V128H4ZM111 129H112V127H111ZM129 129H130V128H129ZM152 129H153V128H152ZM166 129H167V128H166ZM227 129H228V128H227ZM232 129H234V128H232ZM237 129H238V128H237ZM31 130H32V129H31ZM115 130H116V129H114V131H115ZM153 130H154V129H153ZM167 130H168V129H167ZM170 130H172V128H170ZM234 130H236V129H234ZM245 130H246V129H245ZM256 130L258 131V129H256ZM6 131H7V130H6ZM12 131H13V129H12ZM22 131H23V133H24V132L26 131V129H25V131H24V128H23ZM97 131H98V128H97ZM97 131L95 132V130H94L95 133H97ZM154 131H155V130H154ZM14 132H15V131H14ZM16 132L19 133L17 130H16ZM28 132H29V131H28ZM200 132H201V131H200ZM23 133H22V135H25V134H23ZM116 133H117V132H116ZM118 133H120V132H118ZM171 133H174V132L171 131ZM232 133H233V132H232ZM232 133H231V134H232ZM263 133H264V132H263ZM263 133H262V134H263ZM0 134H4V133H0ZM7 134H8V133H7ZM12 134H13V133H12ZM201 134H202V133H201ZM256 134H257V132H256ZM258 134H259V132H258ZM19 135H20V133H19ZM19 135H18V136H19ZM30 135H31V132H30ZM83 135H84V134H83ZM99 135H102V134H99ZM99 135H98V136H99ZM103 135H104V134H103ZM173 135H174V134H173ZM173 135H172V136H173ZM198 135H199V133H198V131L196 130L195 127H192V125H191V127H189L188 125L183 124V126H182L180 129H178V131H176V133H175V139H176V142H178V141H180V140H184V141H187L189 144H191L193 138H199ZM232 135H233L232 137L236 138V144H237V145H241L242 142H243V139H242V140L240 139V137H239V133H237V134H232ZM3 136H5V135H3ZM7 136H9V135H7ZM7 136H6V137H7ZM12 136H13V135H12ZM31 136H32V135H31ZM84 136H86V135H84ZM219 136H220V135H219ZM221 136H224V134L221 135ZM258 136H259V135H258ZM261 136H262V135H261ZM261 136H260V137H261ZM263 136H264V135H263ZM1 137H2V136H1ZM9 137H10V136H9ZM16 137H17V136H16ZM20 137L23 138L22 136H20ZM87 137L89 138V136H86V139H87ZM103 137H104V136H103ZM81 138H83V137H81ZM84 138H85V137H84ZM226 138H227V137H226ZM238 138H239V139H238ZM253 138H254V137H253ZM258 138H259V137H258ZM262 138H263V137H262ZM10 139H11V137H10ZM24 139H25V138H24ZM104 139H106V138H104ZM227 139H228V138H227ZM259 139H261V138H259ZM14 140H15V139H14ZM32 140H33V138H32ZM89 140H90V139H89ZM173 140H174V139H173ZM211 140H212V139H211ZM232 140H233V139H232ZM2 141H3V139H2ZM5 141H6V140H5ZM8 141H9V140H8ZM18 141H19V139H18ZM35 141H37V140L35 139V140L33 141V143H35ZM114 141H116V140H114ZM220 141H221V140H220ZM251 141H253V140H251ZM15 142H17V141H15ZM15 142H14V143H15ZM101 142H102V141H101ZM223 142H224V141H223ZM258 142H259V141H257V143H258ZM14 143H13V144H14ZM21 143H22V142H21ZM179 143H180V142H179ZM224 143H225V142H224ZM227 143H228V141H227ZM17 144H18V143H17ZM90 144H91V143H90ZM98 144H99V141H98ZM106 144H107V143H106ZM251 144H252V143H251ZM254 144H255V143H254ZM18 145H19V144H18ZM55 145H56V144H55ZM83 145H84V144H83ZM9 146H11V145H9ZM16 146H17V145H16ZM32 146H33V144H32ZM220 146H221V145H220ZM12 147H13V146H12ZM18 147H19V146H18ZM91 147H92V145H91ZM99 147H100V146H99ZM103 147H104V146H103ZM171 147H172V146H171ZM214 147H215V146H214ZM214 147H212V148H214ZM223 147L226 148L225 146H223ZM223 147H222V148H223ZM20 148H21V146H20ZM33 148H34V147H33ZM86 148H87V147H86ZM92 148H93V147H92ZM107 148H108V147H107ZM220 148H221V147H220ZM228 148H229V147H228ZM248 148H249V147H248ZM7 149H9V148H7ZM14 149H15V148H14ZM87 149H88V148H87ZM174 149H176V147H175ZM206 149H207V147H206ZM4 150H5V149H4ZM4 150H2V151L4 152ZM9 150H12L11 147H10ZM9 150H8V151H9ZM91 150H93V149H91ZM181 150H182V149H181ZM230 150H231V149H229V151H230ZM8 151H7V152H8ZM88 151H89V150H88ZM169 151L172 152L173 150H169ZM207 151H208V150H207ZM211 151H212V150H211ZM263 151H264V150H263ZM3 152H2V154H3V156H4L5 154H4ZM7 152H6V153H7ZM89 152H90V151H89ZM91 152H92V151H91ZM215 152H216V151H215ZM236 152H237V151H236ZM236 152H235V153H236ZM242 152H243V151H242ZM251 152H252V151H251ZM8 153H9V152H8ZM166 153H167V152H166ZM166 153H165V155H166ZM231 153H232V152H231ZM248 153H250L249 149H248ZM2 154H1V155H2ZM158 154H159V153H158ZM170 154H172V153H170ZM177 154H178V153H177ZM210 154H211V153H210ZM6 155H8V154H6ZM99 155H101V154H99ZM178 155H179V154H178ZM223 155H225V154H223ZM172 156H173V155H172ZM237 156H239V155H237ZM252 156H253V154H252ZM252 156H251V157H252ZM10 157H11V155L9 154V157H8V158H10ZM173 157H174V156H173ZM232 157H233V156H232ZM0 158H1V157H0ZM5 158H6V157H5ZM215 158H216V157H214V159H215ZM217 158H219V157H217ZM241 158H242V157H241ZM177 159H178V158H177ZM243 159H244V158H243ZM247 159H248V158H247ZM262 159H263V158H262ZM4 160H5V159H4ZM255 160H256V159H255ZM255 160H254V161H255ZM1 161H2V160H1ZM176 161H177V160H176ZM213 161H214V160H213ZM228 162H229V161H228ZM263 162H264V161H262L261 164H262ZM242 163H243V162H242ZM1 164H2V163H1ZM10 164H11V163H10ZM134 164H135V163H134ZM155 164H156V163H155ZM177 164H178V163H177ZM214 164H215V163H214ZM259 164H260V163H259ZM263 164H264V163H263ZM263 164H262V165H263ZM5 165H6V164H5ZM210 165H211V164H210ZM215 165H216V164H215ZM257 165H258V164H257ZM7 166H8V165H7ZM11 166H12V165H11ZM61 166H62V165H61ZM202 166H203V165H202ZM207 166H208V165H207ZM245 166H246V165H245ZM2 167H3V166H2ZM4 167H5V166H4ZM4 167H3V169H5V172H6V170H7L8 168H6V167L4 168ZM59 167H60V166H59ZM212 167H213V166H212ZM261 167L264 168L263 166H261ZM13 168H14V167H13ZM13 168H12V169H13ZM190 168H191V167H190ZM199 168H200V167H199ZM204 168H205V167H204ZM213 168H214V167H213ZM248 168H250V167H248ZM257 168H258V166H257ZM181 169H182V168H181ZM216 169H217V168H216ZM234 169H235V167H234ZM246 169H247V168H246ZM9 170H10V169H8L7 171H9ZM16 170H17V169H16ZM211 170H212V168H211ZM235 170H237V169H235ZM248 170H250V169H248ZM259 170H260V171H261V170L263 171V169H259ZM259 170H258V171H259ZM11 171L13 172V170H11ZM11 171H9V173H11ZM17 171H19V170H17ZM169 171H170V169H169ZM177 171H178V169H177ZM214 171H215V170H214ZM64 172H65V171H64ZM211 172H212V171H211ZM9 173H8V174H9ZM20 173H21V172H20ZM20 173H17V172H16V174H20ZM70 173H71V172H70ZM180 173H181V172H180ZM191 173H192V172H191ZM191 173H190V174H191ZM260 173H261V172H260ZM43 174H44V173H43ZM54 174H56V173H54ZM54 174H53V175H54ZM62 174H63V173H62ZM67 174H68V172H67ZM72 174H73V173H72ZM177 174H178V173H177ZM186 174H187V173H186ZM190 174H189V175H190ZM223 174H224V173H223ZM10 175H12V173H11ZM13 175H14V173H13ZM37 175H38V174H37ZM182 175H183V174H182ZM234 175H235V174H234ZM2 176H4V174H3ZM6 176H7V175H6V173H5V177H6ZM24 176H25V175H24ZM24 176H23V177H24ZM62 176H63V178H65L66 175H62ZM192 176H193V174H192ZM238 176H239V175H238ZM5 177H4V178H5ZM8 177H9V175H8ZM11 177H12V176H11ZM20 177H21V176H20ZM25 177H26V176H25ZM44 177H45V176H44ZM49 177H50V176H49ZM49 177H47V178H49ZM67 177H68V176H67ZM190 177H191V176H190ZM228 177H229V176H228ZM236 177H237V176H236ZM13 178H14V177H13ZM13 178H12V179H13ZM179 178H181V177H179ZM193 178H194V177H193ZM12 179H10V180H12ZM22 179H23V178H22ZM45 179H46V178H45ZM194 179H195V178H194ZM239 179H240V178H239ZM262 179H263V178H262ZM6 180H7V178H6ZM6 180H5V182L7 183ZM17 180H18V183H19V179H17ZM17 180H16V181H17ZM61 180H62V179H61ZM64 180L66 181V178H65ZM64 180H63V181H64ZM68 180H69V179H68ZM72 180H73V179H72ZM74 180H75V178H74ZM77 180H78V179H77ZM213 180H214V179H211L210 181L212 182ZM12 181H13V180H12ZM23 181H24V180H23ZM25 181H26V180H25ZM35 181H36V179H35ZM210 181H209V182H210ZM8 182H9V181H8ZM30 182H31V181H30ZM30 182H29V183H30ZM211 182H210V183H211ZM227 182H228V180H227ZM231 182H232V181H231ZM250 182H251V181H250ZM21 183H23V182H21ZM24 183H25V182H24ZM40 183H42V182H40ZM54 183H56V182H54ZM161 183H162V182H161ZM167 183H168V182H167ZM32 184H33V182H32ZM35 184H36V183H35ZM45 184H46V183H45ZM64 184H65V183H64ZM226 184H227V183H226ZM33 185H34V184H33ZM56 185H57V184H56ZM56 185H55V186H56ZM60 185H62V184H60ZM228 185H230V184H228ZM234 185H235V184H234ZM7 186H8V184H7ZM15 186H16V185H15ZM17 186H18V185H17ZM17 186H16V188H17ZM27 186H28V185H27ZM29 186H30V185H29ZM35 186H36V185H35ZM35 186H34V187H35ZM58 186H59V184H58ZM64 186H65V185H64ZM84 186H85V185H84ZM162 186H164V185L162 184ZM167 186H168V185H167ZM230 186H231V185H230ZM230 186H229V187H230ZM9 187H11V186L9 185ZM20 187H21V186H20ZM22 187H23V185H22ZM31 187H32V186H31ZM42 187H43V186H42ZM61 187H62V186H61ZM61 187H60V188H61ZM69 187H70V186H69ZM82 187H83V186H82ZM168 187H169V186H168ZM231 187H232V186H231ZM234 187H235V186H234ZM234 187H233V189H235ZM238 187H239V186H238ZM43 188H44V187H43ZM55 188H59V187H55ZM80 188H81V187H80ZM23 189H24V188H23ZM29 189H30V188H29ZM171 189H172V187H171ZM230 189H231V188H230ZM19 190H20V189H19ZM54 190H55V189H54ZM15 191H16V190H15ZM29 191H30V190H29ZM42 191H44V190H42ZM74 191H75V189H74ZM74 191H72V192H74ZM77 191H78V193H80L79 189H77ZM231 191H232V190H231ZM31 192H32V191H31ZM57 192H58V191H57ZM66 192H67V191H66ZM125 192H126V191H125ZM167 192H168V191H167ZM180 192H181V191H180ZM22 193H23V192H22ZM64 193H65V192H64ZM83 193H84V192H83ZM55 194H56V193H55ZM74 194H75V193H74ZM121 194H122V193H121ZM232 194H234V191H233ZM45 195H46V194H45ZM76 195H77V194H76ZM76 195H75V197H76ZM252 195H253V193H252ZM49 196H50V195H49ZM49 196H47V197H49ZM60 196H61V195H60ZM72 196H73V195H72ZM83 196H84V195H83ZM106 196H107V195H106ZM182 196H184V195L182 194ZM199 196H200V198H201V195H198V198H199ZM207 196H208V195H207ZM233 196H235V195H232V197H233ZM52 197H53V196H52ZM57 197H58V196H57ZM84 197H87V196H84ZM99 197H100V196H99ZM127 197H128V196H127ZM66 198H67V197H65V199H66ZM92 198H93V197H92ZM181 198H182V197H181ZM191 198H194V199H195L196 197H191ZM198 198H197V199H198ZM200 198H199V199H200ZM233 198H234V197H233ZM49 199H50V198H49ZM51 199H52V198H51ZM73 199H74V198H73ZM73 199L70 200V201H73ZM87 199H88V198H87ZM93 199H94V198H93ZM109 199H110V198H109ZM252 199H253V198H252ZM61 200H62V197H61ZM66 200H67V199H66ZM85 200H86V199H85ZM102 200H103V199H102ZM127 200H128V199H127ZM132 200H133V199H132ZM195 200H196V199H195ZM94 201H95V200H94ZM196 201H197V200H196ZM196 201H195V202H196ZM252 201H253V200H252ZM63 202H64V201H63ZM74 202H75V201H74ZM100 202H101V201H100ZM193 202H194V200H193ZM195 202H194V203H195ZM197 202H198V201H197ZM253 202H254V201H253ZM64 203H65V202H64ZM64 203H62V205H64ZM75 203H78V202H75ZM86 203H87V202H86ZM98 203H99V202H98ZM194 203H193V204H194ZM51 204H52V203H51ZM57 204H58V203H57ZM72 204H74V203H72ZM80 204H81V203H80ZM84 204H85V203H83L82 205H84ZM94 204H95V203H94ZM254 204H255V202H254ZM53 205H54V204H53ZM62 205H60V206H62ZM96 205H97V203H96ZM127 205H128V204H127ZM170 205H171V204H170ZM191 205H192V204H191ZM55 207H56V205H55ZM63 207H64V206H63ZM77 207H78V206H77ZM84 207H85V206H84ZM86 207H87V206H86ZM193 207H196V205L193 206ZM156 208H157V207H156ZM189 208H190V207H189ZM199 208H201V207H199ZM98 209H99V208H98ZM48 210H49V209H48ZM74 210H75V209H74ZM130 210H131V209H130ZM192 210H193V208H192ZM197 210H199V212H197V213H194V212H193L195 216H196V214L202 212L200 209H197ZM203 210H204V209H203ZM97 211H98V210H97ZM194 211L196 212V210H194ZM200 211H201V212H200ZM176 212H177V211H176ZM177 213H178V212H177ZM202 213H203V212H202ZM188 214H189V213H188ZM190 214L192 215V211H191ZM174 215H176V214L174 213ZM186 215H187V214H186ZM191 215H189V216H191ZM194 215H192V216H194ZM198 215L200 216V215H203V214H198ZM133 216H134V215H133ZM178 216H180V215H178ZM197 217H198V216H197ZM133 218H134V217H133ZM198 218H199V217H198ZM198 218H197V219H198ZM129 219H130V217H129ZM201 219H202V218H200V220H201ZM182 220H183V219H182ZM207 220H208V219H206V220H204V221L206 222ZM233 220H234V219H233ZM180 221H181V220H180ZM201 221H203V219H202ZM235 221H236V220H235ZM42 222H43V221H42ZM192 222H193V221H192ZM122 223H123V222H122ZM198 223H199V222H198ZM41 224H42V223H41ZM43 224H44V223H43ZM118 225H119V224H118ZM203 225H204V224H203ZM203 225H201V226L203 227ZM145 226H146V225H145ZM166 226H167V225H166ZM195 226H196V225H195ZM196 227H197V226H196ZM198 227H199V226H198ZM202 227H201V228H202ZM204 227H205V226H204ZM213 227H214V226H213ZM201 228H200V230H201ZM205 228H207V227H205ZM208 228H209V225H208ZM208 228H207V229H208ZM29 229H30V228H29ZM29 229H28V230H29ZM45 229H46V228H45ZM70 229H71V228H70ZM92 229H95V228H92ZM143 229H144V228H143ZM155 229H156V228H155ZM202 229H203V228H202ZM207 229H206V230H207ZM123 230H124V229H123ZM177 230H178V229H177ZM195 230H196V229H195ZM198 230H199V229H198ZM26 231H27V230H26ZM183 231H184V230H183ZM204 231H205V229H204ZM208 231H209V230H208ZM238 231H239V230H238ZM91 232H92V231H91ZM126 232H127V231H126ZM185 232H186V231H185ZM185 232H184V234H185ZM199 232H200V231H199ZM93 233H94V232H93ZM153 233H154V232H153ZM72 234H73V233H72ZM198 234H199V233H198ZM203 234H205V233H203ZM203 234H202V235H203ZM237 234H238V233H237ZM68 235H69V234H68ZM181 235H182V234H181ZM202 235H201V236H202ZM133 236H134V235H133ZM199 236H200V235H199ZM56 237H57V236H56ZM72 237H73V236H72ZM106 237H107V236H106ZM203 237L205 238V235H203ZM250 238H251V237H250ZM252 238H253V237H252ZM199 239H202V238L200 237ZM207 239H208V238H207ZM255 239H256V238H255ZM260 239H261V238H260ZM109 240H110V239H109ZM118 240H119V239H118ZM177 240H178V239H177ZM248 240H249V239H248ZM248 240H247V241H248ZM79 241H80V240H79ZM181 241H182V240H181ZM247 241H246V243H247ZM81 242H82V241H81ZM81 242H80V243H81ZM252 242H253V241H252ZM252 242H251V244H252ZM255 242H256V241H255ZM78 243H79V242H78ZM144 243H145V242H144ZM174 243H175V240H174ZM177 243H179V242H177ZM180 243H181V242H180ZM186 243H187V242H186ZM253 243H254V242H253ZM132 244H134V243H132ZM203 244H204V243H203ZM248 244H249V243H248ZM251 244H250V245H251ZM102 245H103V244H102ZM152 245H153V244H152ZM184 245H185V244H184ZM187 246H188V245H187ZM110 247H111V246H110ZM173 248H174V247H173ZM203 248H204V247H203ZM162 249H163V248H162ZM169 249H170V248H169ZM204 249H206V247H205ZM258 249L260 250V248H258ZM160 250H161V249H160ZM163 250H165V249H163ZM251 250H252V249H251ZM251 250H250V251H251ZM256 250H257V249H256ZM262 250H264V249L262 248ZM257 251H258V250H257ZM173 252H174V251H173ZM173 252H172V253H173ZM258 252H259V251H258ZM263 252H264V251H263ZM263 252H262V253H263ZM207 253H208V252H207ZM255 253H256V251H255ZM164 254H165V252H164ZM111 256H112V255H111ZM165 256H166V254H165ZM256 256H257V255H256ZM259 256H260V255H259ZM212 257H213V256H212ZM59 258H62V257H59ZM59 258H58V259H59ZM133 258H134V257H133ZM58 259H57V262H58ZM176 260H177V259H176ZM59 261H60V259H59ZM130 261H131V259H130ZM166 261H167V260H166ZM177 262H178V260H177ZM258 262H259V261H258ZM140 263H141V262H140ZM130 264H131V263H130Z\"/></svg>","mask_w":264,"mask_h":264}]
</instances>
